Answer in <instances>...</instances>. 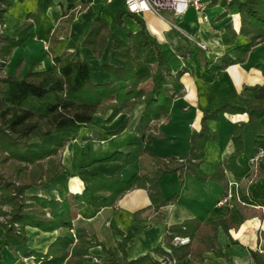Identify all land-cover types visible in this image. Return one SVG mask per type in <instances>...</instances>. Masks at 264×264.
I'll return each mask as SVG.
<instances>
[{
    "label": "trees",
    "instance_id": "1",
    "mask_svg": "<svg viewBox=\"0 0 264 264\" xmlns=\"http://www.w3.org/2000/svg\"><path fill=\"white\" fill-rule=\"evenodd\" d=\"M78 1H81V6L77 14L86 9L85 0H67L68 7L64 16L69 18L66 22L71 23L76 19V14L69 12L75 9ZM13 3L14 0H0L1 27L6 24V14ZM38 3L37 14L30 12L12 32H0V227L4 231L0 239V253L5 247L17 249L22 257H31L41 264H84L88 259L89 249L93 246H101L111 258L109 264H175L187 256L200 264L205 261L207 252L226 257L218 240L219 231L228 233L245 220L243 206L249 203L246 202L245 189L248 181H253L259 174L239 185L238 191L242 196L240 201L232 205L227 216L207 224L194 219L178 226H168L162 240L153 250L161 260L155 259L150 253L128 260L125 247L131 237L130 233L119 246L122 254L120 259L114 250L103 246L81 228L75 230L78 238L76 244L70 238L59 237L49 245L46 253L40 254L27 247L26 227H36L44 232L59 228L72 229L74 211L84 206L99 210L113 204L119 196L135 186L148 190L150 200L158 211L163 205L177 199V195L164 197L160 186L165 176L175 172H190L200 180L210 178L226 187L225 171L231 169L237 157L242 155V129L246 124L257 139L253 155H257L260 150L264 151L263 85L250 88L251 95L242 97L240 103H226L221 108L203 111L200 130L188 136L187 149L182 154L159 155L149 152L141 145L133 144L130 145L126 160H120L122 154L119 152L102 159L117 161L116 158H119L122 166L115 176L92 175L90 183L80 194L57 200L43 196L40 191L42 186L68 174L58 159L59 154L69 142L80 136V131L90 125L96 114L109 112L106 122H111L118 114H130L137 103H143L145 108L141 117V136L145 138L148 135L147 143L151 141L152 135L164 137L159 128V120L164 118L171 121L174 108L182 104L175 101L184 96L182 77L193 71V63L208 72L212 71L213 76H216V72L243 61L244 55L252 47L264 42V0H221L233 12L240 14L239 32L246 37V43L233 47L234 59L226 54L216 57L197 46L192 60L181 55L184 58L183 64L178 56H170L165 47L148 34L144 21L137 16L135 21L140 25L139 31L128 33L126 38L119 36L123 17L131 14L125 6L116 15L113 30L97 14L83 46L90 48L99 58L107 39L112 37L115 39L114 56L123 61L121 67L105 66L111 75V81L102 84L94 83L89 78L86 63L72 60L73 53L56 54L61 36L59 28L53 32L48 42V52L52 54L53 62L44 69H38V59L27 64L21 58H12L14 50L25 45L31 38L37 15L47 10L54 1L38 0ZM232 36L236 38L233 33ZM237 113H244L246 117L243 122L233 123L232 140L236 150L218 166L214 175L208 177L199 171V167L204 159L207 143L218 139L217 132L211 130L210 124L218 121L222 115ZM126 124L117 132L122 131ZM142 157L151 167L144 174H133L124 180L121 176L123 168ZM247 172L248 168L243 166L242 173L236 174L244 176ZM33 189V194L28 193ZM7 205L9 210L4 209ZM177 237H187L189 242L181 244L176 241ZM71 245L73 246L69 251L68 247ZM164 245L169 250H165ZM251 256L253 264H259L257 254L251 252Z\"/></svg>",
    "mask_w": 264,
    "mask_h": 264
},
{
    "label": "crops",
    "instance_id": "2",
    "mask_svg": "<svg viewBox=\"0 0 264 264\" xmlns=\"http://www.w3.org/2000/svg\"><path fill=\"white\" fill-rule=\"evenodd\" d=\"M53 1V5L37 15L31 30V38L25 45L14 50L12 58H21L27 64L38 59L40 61L38 69H44L53 62V56L48 52V42L53 32L59 28L61 36L56 54L73 53L72 60L88 65L89 78L94 83H109L111 75L105 66L121 67L123 65V61L117 59L113 53L115 39L112 37L107 39L106 47L99 58L90 48L83 46V42L90 32L93 19L97 14L107 24L111 21L108 27L113 30L116 15L123 9L124 2L122 7H118L120 9L115 13V17L110 16L107 19L106 8L103 6V2L106 0H85L86 9L77 14L81 6V1H78L75 3V9L69 12L71 14L74 12L76 19L68 23L66 21L69 17L64 16L68 7L67 0ZM114 1L107 2L113 3ZM207 3L204 15L192 8L188 9L178 20L179 29L171 28L166 21L152 12L142 15H125L122 27L119 29V36L126 38L128 33L139 31L140 25L135 21L137 16L144 21L148 34L161 43L170 56L182 55L185 56V59L192 60L194 49L197 47L195 42H199L205 48L198 47L209 54L216 57L226 54L234 59L233 47L246 43V39L239 32L240 14L233 12L227 5L221 3V0H207ZM38 7V0H14L6 14V32H12L17 28L30 12L37 14ZM165 15L168 19H173L170 13H165ZM230 31L235 32L236 38H233ZM183 62L184 58L182 57L180 63L183 64ZM245 65H247V71L244 69ZM193 66V71L185 73L182 77L184 96L175 101V103L182 102V104H178L174 108L171 121L159 124L164 137L152 135L151 141L147 143L148 135L146 134L145 138L141 136V117L145 108L143 103H137L130 114H118L111 122H106L105 119L109 112L106 115L96 114L90 125L80 131V136L69 142L60 153V155L63 154L62 162L66 166L68 174L58 177L47 186H42L40 191L43 196L63 200L72 194H80L84 190L83 188L90 183L92 175L115 176L122 166L119 158H116L117 161H102V159L119 152L122 154L120 160H126L130 152V145L133 144L141 145L149 152L159 155L171 154L175 156L184 153L187 149L188 136L200 130L203 111L217 109L211 105L216 84H220L224 89L221 92L222 97L231 96L234 103H240L242 99L238 95L244 98L249 97L251 95L249 89L257 83H263V80L260 81L256 75H258L257 72L264 74V42L250 50L246 62L230 65L221 72H216V76H213L212 71L208 72L196 63H193ZM250 67L256 68L254 73L247 69ZM243 118V114L222 115L218 121H213L210 124L211 130L217 132L218 139L215 143L206 145L204 159L199 167L201 173L210 176L235 152L232 127L235 121ZM126 121L125 128L117 132ZM243 127V152L237 157L233 167L225 171L226 187L220 184L216 188H204L206 183L198 184L195 179H200L190 172L183 174L175 172L165 176L160 186L164 197L169 198L172 195H177V199L163 205L158 211L155 210L152 200H150L148 190L135 186L119 196L113 204L103 206L99 210L92 206L77 209L74 211L73 224L77 226V224L85 222L84 230L87 234L112 250H117V247L123 243L124 235L130 233L131 237L125 247V255L128 260L137 259L147 253H150L155 259L161 260V257L155 255L153 250L162 240L168 226H178L185 221L194 219L207 224L227 216L232 205L240 201L242 196L238 191L239 185L244 180L259 174V177L257 176L253 181H248L245 189L246 202H249L243 206L245 220L237 228L230 229L228 233L223 230L219 231L218 240L226 257H219L214 252H207L205 261L200 264H253L251 252L257 254L259 264H264V204L262 203L264 201V158L253 155L257 139L249 125L246 124ZM91 157L94 160L88 165ZM75 158L80 159V164H84V169L79 172L78 168L74 169ZM140 159L123 168L121 176L124 180L129 179L133 174H144L151 167L143 157ZM243 166L248 168V172L244 176L237 175L236 172L242 173ZM34 192L33 189L28 193L33 194ZM74 229L76 230L75 226ZM70 230L59 228L44 232L39 228L27 226V247L34 252L44 254L49 245L57 238L72 239ZM2 233L4 231L0 228V239L3 236ZM163 247L165 250H169L167 245ZM94 252L102 264L111 262V258L101 246H95ZM116 254L120 259L122 258L119 249ZM21 257L22 255L17 249L5 247L0 253V264H24L20 261ZM85 264L91 263L86 262ZM175 264L196 263L190 256H187Z\"/></svg>",
    "mask_w": 264,
    "mask_h": 264
},
{
    "label": "rangeland",
    "instance_id": "3",
    "mask_svg": "<svg viewBox=\"0 0 264 264\" xmlns=\"http://www.w3.org/2000/svg\"><path fill=\"white\" fill-rule=\"evenodd\" d=\"M111 2V1H110ZM103 6H105V8H106V12H105V15H106V17H107V19H108V17H115V13L117 12V10H119L120 8H118V7H122L123 6V0H115L113 3H109V2H107V1H105V2H103ZM102 8V7H101ZM110 19V18H109ZM109 23L111 24V21H109ZM108 23V24H109ZM6 25V24H5ZM5 25H3V27H1L0 26V32H2V31H6V26ZM232 33L234 34L235 32L234 31H232ZM234 35H236V34H234ZM233 38H235V37H233ZM244 38L246 39V37L244 36ZM196 43V45L198 44L197 42H195ZM202 44V43H201ZM198 46V45H197ZM252 48H254V47H252ZM249 54H250V51L249 52H247L245 55H244V60L243 61H241V62H239V63H244V62H246L247 61V59L249 58ZM243 56V55H242ZM178 58L179 59H181L182 57L181 56H178ZM246 66L247 65H245V71H247L246 70ZM247 69H249V71H252L253 73H254V70L256 69L255 67H253V68H247ZM248 71V72H249ZM252 73V74H253ZM251 74V75H252ZM257 74L258 75H256V77H258V78H260V81H262L263 80V83L262 84H259V83H257V84H255V85H253V87H257V86H263L264 85V74H262L261 72H257ZM215 88V93H213V98H211V99H213V101L211 102V105H212V107L213 108H221V107H223L226 103H234L235 101H233V99H231V96H227L228 98H226V97H222V94H221V92L224 90L223 89V87L220 85V84H216V86L214 87ZM231 95V94H230ZM238 97L240 98V99H242V97L240 96V95H238ZM244 98V97H243ZM246 98V97H245ZM107 114V113H106ZM106 114H101V115H106ZM243 114V116H244V118L243 119H240V120H238V121H235V122H243V121H245V117H246V115L244 114V113H237V114H233V115H242ZM230 116H232V115H230ZM106 119V118H105ZM167 121L168 120H166V119H162L161 121L159 120V124H164V123H167ZM125 123H127V121L125 122ZM244 128V127H243ZM242 132H243V129H242ZM153 133H155V131L153 132ZM152 133V134H153ZM156 137V136H155ZM211 143H215V142H208L207 144H211ZM62 152V151H61ZM60 152V153H61ZM258 156H259V158H264V151L263 150H261V151H259V153L257 154ZM62 156H63V154H59V160H60V162L62 163V165L66 168V166L63 164V162H62ZM76 159V161H74L75 162V166H74V169H77L78 168V172H79V170H83L84 168H83V166H84V164H80V159H78V158H75ZM93 160H94V158L93 157H91V160H89V164L88 165H90V163H92L93 162ZM67 169V168H66ZM216 172V170L213 172V173H211L210 174V176H208V177H211V175H214V173ZM195 181L198 183V184H200V185H203L204 183H206V185H204V188H210L211 187V189L212 188H216L218 185H220L219 183H217L216 181H214V180H211L210 178H208V179H206V180H197V179H195ZM210 189V190H211ZM9 206L7 205V206H5L4 207V209L5 210H9ZM85 222H82V223H80V224H77V226L74 224V226H75V228L76 229H78V228H81V229H85ZM1 228V227H0ZM71 231V233H72V240H73V244H76L77 243V241H78V238H77V236H76V231H75V229H74V227L70 230ZM125 236H127V234H125L124 235V237H123V239L125 238ZM2 238V237H1ZM178 238V237H177ZM184 238V237H183ZM72 246L73 245H71V246H69L68 247V250L70 251L71 250V248H72ZM94 249H95V246H93V247H91L90 249H89V253H88V255H87V257L86 258H88L87 259V261L86 262H90L91 264H102V262H101V260L95 255V252H94ZM119 249V246L117 247V250ZM117 250L116 249H114V251L115 252H117ZM119 251H120V249H119ZM29 258V259H28ZM28 258H26V260L24 259V257H21V260L20 261H22L24 264H41V262L40 261H38L37 263L35 262V259H33V258H31V257H28ZM86 262H84V264L86 263ZM162 264H166V263H162Z\"/></svg>",
    "mask_w": 264,
    "mask_h": 264
},
{
    "label": "built area",
    "instance_id": "4",
    "mask_svg": "<svg viewBox=\"0 0 264 264\" xmlns=\"http://www.w3.org/2000/svg\"><path fill=\"white\" fill-rule=\"evenodd\" d=\"M111 1V0H106ZM126 10L134 15H142L147 12H152L162 18L173 29L178 28V20L192 8L201 15L207 8V0H123ZM165 13H170L173 19H168ZM206 19L205 16H203ZM198 46H205L198 42ZM181 244L189 242L187 237L176 238ZM26 260V258H24Z\"/></svg>",
    "mask_w": 264,
    "mask_h": 264
},
{
    "label": "bare ground",
    "instance_id": "5",
    "mask_svg": "<svg viewBox=\"0 0 264 264\" xmlns=\"http://www.w3.org/2000/svg\"><path fill=\"white\" fill-rule=\"evenodd\" d=\"M237 72V71H236ZM235 73V72H234ZM232 74V73H231ZM238 74V73H237ZM234 75V74H233ZM237 77H238V75H237ZM255 81V80H254ZM257 81H258V79H257Z\"/></svg>",
    "mask_w": 264,
    "mask_h": 264
}]
</instances>
